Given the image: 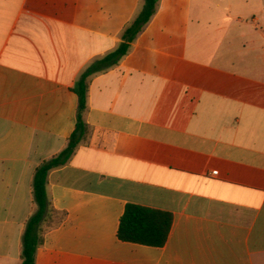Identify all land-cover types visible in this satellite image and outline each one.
Listing matches in <instances>:
<instances>
[{"label":"crops","instance_id":"0c3cea01","mask_svg":"<svg viewBox=\"0 0 264 264\" xmlns=\"http://www.w3.org/2000/svg\"><path fill=\"white\" fill-rule=\"evenodd\" d=\"M143 5L0 0V264L22 263L35 173L76 129L75 84ZM129 45L92 77L88 142L49 173L67 219L35 264H264V0H160ZM128 204L173 216L165 246L118 238Z\"/></svg>","mask_w":264,"mask_h":264},{"label":"trees","instance_id":"16d2710c","mask_svg":"<svg viewBox=\"0 0 264 264\" xmlns=\"http://www.w3.org/2000/svg\"><path fill=\"white\" fill-rule=\"evenodd\" d=\"M159 1L144 0L141 13L123 34L124 43L116 52L88 67L75 84L73 91L79 99L76 129L67 149L57 158L45 162L35 173L33 181L35 210L26 223L22 239L21 264H35L36 254L44 247L47 234L59 228L67 219V213L56 210L49 199L47 181L49 173L68 164L76 150L86 144L91 136V127L87 124L86 114L89 108L88 93L92 77L108 66L116 65L128 52L129 44L137 38L155 15ZM172 224L173 216L168 212L128 204L120 220L118 238L127 243L161 248L168 241Z\"/></svg>","mask_w":264,"mask_h":264},{"label":"built area","instance_id":"2783aa9c","mask_svg":"<svg viewBox=\"0 0 264 264\" xmlns=\"http://www.w3.org/2000/svg\"><path fill=\"white\" fill-rule=\"evenodd\" d=\"M214 174L217 175V172H215Z\"/></svg>","mask_w":264,"mask_h":264}]
</instances>
